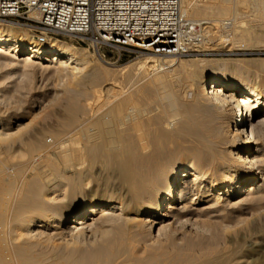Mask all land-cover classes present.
Wrapping results in <instances>:
<instances>
[{
	"label": "bare ground",
	"instance_id": "bare-ground-1",
	"mask_svg": "<svg viewBox=\"0 0 264 264\" xmlns=\"http://www.w3.org/2000/svg\"><path fill=\"white\" fill-rule=\"evenodd\" d=\"M195 5L190 0H181L182 15L219 17L228 8L227 0ZM210 20L211 18H207L202 23H211ZM0 46L10 57H16V53L22 52L16 58L24 63L40 56L49 62H57V66L68 65L75 72L81 69L77 65L86 63L84 54L71 45H40L32 36L22 33L18 26L8 22L0 21ZM147 58V62L156 60L153 56ZM225 70V67L220 66L216 71L198 70L200 72L197 73L191 70L186 71V75L183 73L186 77L190 76L191 80L199 81L201 102L191 104V108L195 107L197 113H186L187 106L181 109L170 103V111L182 112V119L174 128V135L166 133L165 129L158 126L161 115L153 118L154 120L147 118V114L143 118L144 113L137 108L138 103L131 101L129 94L131 102L127 97L115 99L113 103L109 102L110 106L108 110L105 108L104 114L101 115V111L97 112L100 116L93 115L95 119L91 120L90 126L84 127L81 139H78L82 140L83 143L80 144L83 146L70 148L59 145L60 149L55 152L56 157H59L58 163L53 162L50 154H47L45 161L50 171L58 174L60 177L56 179L60 181V178L69 180L68 192L71 194L75 193L82 178L81 171L70 175L67 173L74 162L87 161V167L91 168L100 158L103 159L102 165L115 161L118 163L124 186V194L119 197L83 193L74 204L64 208H59L54 203L49 204V185L45 182L44 171L34 164L35 161L33 163L34 152L43 151L47 143L42 140L43 137H37L35 132L19 134L23 127L8 131L4 123L0 122V143H4L0 146V264H230L234 258L240 256L237 251H216L200 238L196 241L187 240L183 244L178 240L175 229L168 230L181 215L192 209L188 204L198 199V192L205 196L242 198L262 178L257 161L260 163L264 158V148L258 145L254 135L262 130L263 125L259 123V127H256L253 120L264 113V92L257 91L252 80H243L242 74L236 69L229 73L233 80L226 78ZM98 71L94 67L88 74L89 77L96 79L100 75ZM139 77L143 79L145 75L141 74ZM165 83L168 82L162 75L149 81L150 85L164 86ZM76 95L73 94L64 105L65 113L55 132L79 123L78 115L83 114L84 107ZM128 111H131L132 117L126 115L129 114L126 113ZM178 115L181 116L179 113ZM262 120L264 118L260 119L261 122ZM219 122L228 124L229 133L236 142L234 163L224 159L225 152L228 151L226 148L217 150L215 147L216 141L213 139L218 135ZM119 123L125 124V132H120L122 127L118 128ZM150 124L157 126L150 128ZM83 125L84 122L82 127ZM15 133H18L17 136ZM174 137L189 150L187 149L188 153L186 151L183 157L172 159L168 173L164 174L160 164L169 155L170 151L165 147L174 142ZM149 138L152 139L151 142L147 140ZM148 143L154 157L151 161L147 158L150 163H145L138 155L141 149L143 151L149 146ZM20 144L27 146V161L9 163L7 159H10V155L7 154L10 153L11 158L24 154L19 155L14 149ZM1 155H7V158ZM187 174L191 175L189 181L184 178ZM220 177H223L222 181L218 180ZM260 188L261 185L255 190L260 191ZM57 190L60 189L56 183L50 192ZM190 192L193 193L188 196ZM58 194L62 196L64 192ZM57 198L55 196L53 199ZM180 200L182 204L178 206ZM141 212L144 215L136 218L135 215ZM170 215L172 221L166 219ZM87 216L89 217L83 220ZM156 219L157 227L152 232L158 236L163 234L164 239L151 235V226ZM202 229L205 230L206 227ZM82 235L92 236L89 244L80 242ZM255 252L257 256L249 259L251 264H259V249Z\"/></svg>",
	"mask_w": 264,
	"mask_h": 264
},
{
	"label": "rangeland",
	"instance_id": "rangeland-1",
	"mask_svg": "<svg viewBox=\"0 0 264 264\" xmlns=\"http://www.w3.org/2000/svg\"><path fill=\"white\" fill-rule=\"evenodd\" d=\"M215 1L217 2V0H190L191 4H196L195 6L207 3L213 4L216 3ZM179 3V5H181V0H179ZM227 7V11L219 17L183 15L195 21L211 18L209 22H213V24L212 22L208 23V27L206 28V35L211 43L197 52H189L183 56L158 55L150 52H141L135 55L121 56L118 58L116 53L102 48L100 51L105 56V58L102 59L95 50L87 48V46L82 43L70 41H66L65 43L63 42L64 40L55 42L58 45L63 43L71 45L77 51L84 54L86 63L77 65L81 67L77 73L75 70L71 71L68 65L57 66V62H49L46 58L40 56L24 63L16 58L17 55H21L22 52L16 53V57H10L8 56L9 54L3 52L4 49L0 46V122L4 123L5 129L8 131L23 127V129L18 132L19 134L25 133L24 135H28L29 132H35L37 137L41 139L43 137L42 140H45L44 142L47 143L43 151L38 153L34 152L36 156L34 155L33 157V163L35 161L34 164L40 167L42 172L44 171L45 182L49 185V190H47V198L50 200H48L49 204L53 205L54 203L59 208H64L74 204L78 198L82 197L83 193L110 197L123 196L124 186L121 181L118 163L115 161H112L109 165H102L104 164L103 159L100 158L101 160L95 162L96 165L94 163L91 168L87 167L89 166L87 161L74 162L72 165L73 167H69V172L67 170V173L70 175L75 174V172H82L81 181L79 180L74 194L68 192L69 180L63 178H60L61 181L58 180L60 176L50 171L47 161H45L47 154H50L52 161L58 163L59 157L57 156V159L56 153L62 144L70 148H79V145L83 146V144H80L83 143L81 142L82 140L78 139H81L84 127L90 126V123H92L91 120L100 116V114H104L103 112H106L104 111L105 108L108 110L110 104L118 98L127 97L129 99L130 96L131 101H135V104L138 103L136 105L137 108L144 113L143 118L147 116V118L154 120L156 116L159 117V115H161L159 117L160 121L158 126L163 130L165 129L164 131L166 133L168 132V134L174 135V128L180 123L182 112L176 110V112L181 115L179 116L175 111H170V103L181 107V109L187 106L188 108L185 110L186 113H197L196 108L191 107L194 105V102H201L200 97L202 94H200L199 81L195 79L191 80L190 76H185L186 73L191 70H195L197 73L200 72L198 70L210 72L216 71V69L221 66L226 68L224 73L225 77L233 80L234 78L229 76V73L233 71V69H236L242 74L243 80H252L255 83V89L264 92V0H227ZM222 19L224 20L223 22L220 21ZM19 31L32 36V33L23 27H19ZM33 40L36 39L33 38ZM149 56L156 57V60L152 59V61L147 62V57ZM108 57H111V59L107 60ZM195 62L198 63L196 64ZM71 65H73V63ZM149 65H153L152 68ZM193 66L196 67L194 68ZM203 66H205V69ZM94 67L97 71L100 69L98 71L100 75L92 80L88 74ZM188 68L191 69L188 71ZM72 72L74 73L72 74ZM183 73H185V75H183ZM141 74L145 75L143 79L139 77ZM161 75L165 77V81L168 83H165L164 86L149 84V81L153 77ZM73 94L78 95H76V98L80 104L83 105L84 110L86 109L87 111L83 110L82 113L84 115L81 113L78 115L80 117H78V120L80 119L79 123L77 122L73 127L57 133L54 130L58 127L61 117L65 113L64 105ZM116 94L118 96L120 94V96L118 97ZM170 97L173 99L174 103L170 101L172 100ZM168 98H170V100H168ZM93 100L96 101L94 102ZM101 111L102 113H100ZM126 113H129V111ZM130 113L126 115L132 117ZM174 114H177V116ZM263 114L257 115L253 120L256 127H259V123L263 125L262 130L256 132L254 135V138L259 142L258 145L262 148H264V120H262V123L260 119L264 118V116H262ZM93 115L95 116L94 118ZM88 116L91 117L89 118ZM86 118L90 120L87 121ZM81 122H84L83 127ZM120 124L121 126H119ZM122 124L123 123H119L118 128L122 127V129L120 128L119 130L123 133L126 128L125 124H123L124 126ZM154 125L156 124H150L149 127H154ZM78 126L80 127L78 128ZM217 132V137L213 139L216 141L215 147L217 150L226 148L228 151L225 152L224 159L229 163H234L235 155L233 153L236 152L234 148L236 142L229 133L228 124L219 122L217 124ZM18 133H15V136H17ZM150 139L151 138L147 140L151 142L152 139ZM174 139L178 144H176L174 140L172 144L165 147L170 153L160 164V169L163 167L161 171L164 174L168 173L172 159L183 157L189 150L185 144H179L176 137H174ZM3 145L0 143V146ZM148 145L147 147L149 148L146 147L143 151H141V149L139 152L140 154L138 153V156H140L141 160L145 163H150L154 157V155L150 153V151H152V149H150V144L148 143ZM26 147L27 146L24 144L16 145L14 147L16 153L18 152L19 155L22 153L24 154H22L21 157L17 154L19 157L15 158V156L14 159L10 157L11 154L9 153L7 155H10L9 158L11 160L7 159L9 160L8 162H26L28 156ZM151 148L154 147L151 146ZM7 155H1V157L6 156L4 158H7ZM12 155H14V153H12ZM262 157H264V153ZM147 158H150V161ZM257 158L259 159V157ZM263 159L264 158H262L260 163L259 160L257 161L258 171H260L259 174L262 178L254 186L253 190L245 193L242 198H228L225 195H220L218 197L214 195L205 196L198 192L196 194L198 199L192 202V204H188L189 208L192 209L187 211L184 215H181L178 221L174 222L171 225L172 227H170V229L168 228V230L175 229L178 240L183 244L187 240L196 241L200 238L203 239L204 242H207V245L210 247L212 246L216 251L221 250L229 253L237 251V254H240V256L238 255V257L234 258L230 264H251L252 257L257 256L255 251L259 249V264H264ZM81 164L83 165L81 166ZM190 177L191 175L187 174L184 178L186 181H189ZM218 180L222 181L223 177L218 178ZM56 183L60 190L50 192L51 188ZM260 185V191L255 190L258 189ZM61 192H64L65 195L63 194L61 196L58 194ZM192 193L193 192H190L188 196L192 195ZM55 196L56 198L58 197L57 200L53 199ZM181 204L182 200L177 203L178 206ZM142 215H144V212L136 214L135 217L139 218ZM88 217L89 216L83 218V220ZM166 219L169 221L173 220L171 215ZM157 222L158 219H156L151 226V235L157 239H164L163 234L158 236L156 234L154 235L152 232V230L157 227ZM79 239L80 242L89 244L92 236L82 235ZM223 248L225 249L222 250ZM242 254L244 256H242Z\"/></svg>",
	"mask_w": 264,
	"mask_h": 264
},
{
	"label": "built area",
	"instance_id": "built-area-1",
	"mask_svg": "<svg viewBox=\"0 0 264 264\" xmlns=\"http://www.w3.org/2000/svg\"><path fill=\"white\" fill-rule=\"evenodd\" d=\"M0 21L26 28L41 45L82 43L102 59V48L118 58L183 56L211 43L208 23L184 17L179 0H0Z\"/></svg>",
	"mask_w": 264,
	"mask_h": 264
}]
</instances>
